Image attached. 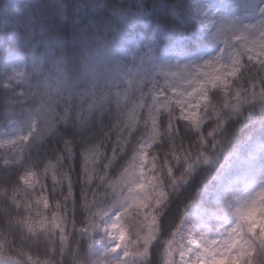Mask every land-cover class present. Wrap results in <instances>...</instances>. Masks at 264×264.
I'll use <instances>...</instances> for the list:
<instances>
[{
    "label": "snow or ice",
    "instance_id": "6c2138e0",
    "mask_svg": "<svg viewBox=\"0 0 264 264\" xmlns=\"http://www.w3.org/2000/svg\"><path fill=\"white\" fill-rule=\"evenodd\" d=\"M250 9L258 12L259 17L254 22L235 24L197 8L201 25L215 28L216 38L227 51L223 48L214 60L191 70L156 73L150 68V53L125 70L117 58L121 45L119 33L97 46L84 61L76 79H70L59 64L54 67L52 75L34 91L36 98L40 97L41 107L33 114L34 122L27 134L0 139V148L15 154L13 159L4 161L5 167L19 163L24 147L33 137L50 133L59 122L81 125L93 119L99 122L105 113L114 116L115 122L103 138L85 141L80 152L79 195L75 191L72 164L75 153L70 140L63 141L55 164L50 160L43 173L28 169L17 172L16 179L10 182L11 173L0 180L6 186H13L12 196L5 198L3 223H0V264H69L68 255L72 257V264H93L91 258L94 264H111L113 257L123 261L133 255L150 253L157 237L159 209L167 199L160 173L166 170L172 176L173 171L168 160L160 161L157 168L158 158L151 152L161 135L159 114L178 110L179 119L198 123L210 88L229 90L241 69L249 64L264 70V0H252ZM54 43L55 40L47 41L46 46ZM157 75L165 77L163 85L157 81ZM13 78L19 81L23 74L16 73ZM182 83L187 87H181ZM41 90L46 100L40 95ZM135 93L139 99L128 110L127 102ZM251 94L264 101V87L257 92L256 85H251ZM240 95L236 93L237 99ZM140 109L146 110L147 118L139 114ZM140 124L148 129L144 142L135 149L118 177L110 178V166L129 147L132 133ZM168 128L171 131V123ZM181 154L185 160L191 155L174 147L172 159L179 160ZM49 171L51 187L47 184ZM20 184L24 185L23 189ZM101 189H104L103 198ZM20 192L24 196L22 201L17 199ZM262 202L264 189L243 208L235 209V225L220 238L173 233V238L164 246L163 264H264ZM130 208L137 210L139 218L134 236L125 223ZM258 208L261 214L253 220L252 213ZM81 209L85 214L83 221L77 219ZM80 240L87 243V249ZM97 240H106L108 246L97 247Z\"/></svg>",
    "mask_w": 264,
    "mask_h": 264
},
{
    "label": "trees",
    "instance_id": "16d2710c",
    "mask_svg": "<svg viewBox=\"0 0 264 264\" xmlns=\"http://www.w3.org/2000/svg\"><path fill=\"white\" fill-rule=\"evenodd\" d=\"M188 2L189 0H0V42L9 50L23 54L27 64L34 58H41L42 69L36 78L48 79L54 67L59 64L70 79H76L84 61L97 46L104 41H111L119 33L121 45L117 58L122 67L128 69L140 57L149 53L156 54L159 49L166 48L169 42L166 38L168 32L177 34L191 50L212 47L210 40L199 30V24L188 15ZM133 33L141 34V40L137 55L130 59L125 49L130 47L127 39ZM50 40H55L56 43L46 46V42ZM262 79L264 70L249 64L241 69L229 90L210 89L198 123L179 119L178 110L172 114H159L161 135L158 142L153 144L151 152L158 158L157 168L160 161L170 162L172 176H168L166 170L160 173L161 187L167 193V199L159 209L157 237L150 253L133 255L128 264H163L164 246L173 238V233L177 232L186 205L203 201L201 191L210 186L213 176L234 147L252 134L264 138V101L251 94V85H256L257 92L264 87ZM245 90H248L247 95L244 94ZM237 92L241 93L239 99L236 97ZM24 97L18 87L5 88L0 82V127L21 112ZM138 99V93L132 94L127 102L128 110H131L132 102ZM139 114L147 118L146 110L140 109ZM114 122V116L109 113L101 116L99 122L93 119L83 125L59 122L50 133L40 138L33 137L24 147L19 163L10 167H5L6 154L0 149V180L4 179L6 173H11L8 177L10 182L16 179L17 172L22 173L28 169L43 173V168L50 160L55 164L63 141L70 140L75 153L72 161L75 191L79 195L82 187L78 178L82 164L80 152L85 147V141L103 138ZM169 123L172 125L171 131ZM147 131L140 124L132 133L129 147L119 154L109 168L110 178L116 179L127 166L135 149L145 140ZM209 132L213 135L209 136ZM174 147L191 155L187 160L182 154L179 160H173ZM189 164L192 165L191 168ZM173 179L176 180L175 184L172 183ZM47 184L51 187V171L48 173ZM20 188L23 189L24 185L20 184ZM36 193H40L39 188ZM12 194V184L6 186L0 183V223H3L5 198H10ZM100 196L103 198L104 189L100 190ZM17 199H24L22 192L18 193ZM33 205L35 209V200ZM136 211L135 208H130L125 222L133 236L139 225ZM84 215L81 209L77 219L83 221ZM80 243L87 249L84 240H80ZM40 247L42 249L43 245ZM40 258L43 259L42 256ZM66 259L72 264L71 255L66 256Z\"/></svg>",
    "mask_w": 264,
    "mask_h": 264
},
{
    "label": "rangeland",
    "instance_id": "374dc122",
    "mask_svg": "<svg viewBox=\"0 0 264 264\" xmlns=\"http://www.w3.org/2000/svg\"><path fill=\"white\" fill-rule=\"evenodd\" d=\"M251 3L252 0H189L188 15L199 24V30L210 40L212 47L191 50L177 34L165 33L169 40L168 45L159 49L156 54L151 53V70L156 73L161 70L179 72L194 69L206 61L214 60L221 55L223 48L225 51L227 49L223 42L216 38L215 28L209 29L201 25L197 19V8L205 9L229 22L242 24L254 22L259 17L258 12L251 11ZM140 40L141 34L135 33L127 39L130 47L125 49V52L130 59L137 55ZM41 69V58H34L27 64L23 54L9 50L0 42V82L5 88L18 87V91L25 96L21 112L11 118L5 126L0 127V139H7L16 134H27L29 131L34 122L33 114L41 107L40 97L36 98L34 95L36 87L44 81L36 78ZM16 73H22L23 78L19 81L14 79ZM156 79L161 85L165 83L163 75H157ZM168 79L172 77L169 76ZM181 87H187V84L182 83ZM40 95L47 99L42 90ZM3 150L6 160L14 158V153ZM262 189H264V138L252 134L227 155L213 176L210 186L201 191L203 201L186 205L176 233H182L184 236L207 234L220 238L235 225V209L243 208ZM261 211L258 208L252 213L251 218L258 219ZM96 246L106 247L107 241L97 240ZM130 258L131 256L118 261L113 257L111 264H128ZM91 259L94 264V258Z\"/></svg>",
    "mask_w": 264,
    "mask_h": 264
},
{
    "label": "clouds",
    "instance_id": "9594fccd",
    "mask_svg": "<svg viewBox=\"0 0 264 264\" xmlns=\"http://www.w3.org/2000/svg\"><path fill=\"white\" fill-rule=\"evenodd\" d=\"M139 218H137V220H138ZM138 225V224H137ZM139 226V225H138Z\"/></svg>",
    "mask_w": 264,
    "mask_h": 264
}]
</instances>
